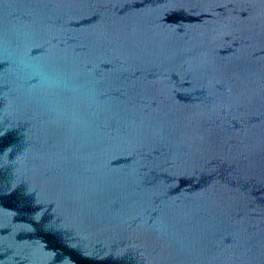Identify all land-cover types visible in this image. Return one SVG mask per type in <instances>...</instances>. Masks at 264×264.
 Listing matches in <instances>:
<instances>
[{
	"label": "water",
	"instance_id": "water-1",
	"mask_svg": "<svg viewBox=\"0 0 264 264\" xmlns=\"http://www.w3.org/2000/svg\"><path fill=\"white\" fill-rule=\"evenodd\" d=\"M0 264H264V0H0Z\"/></svg>",
	"mask_w": 264,
	"mask_h": 264
}]
</instances>
